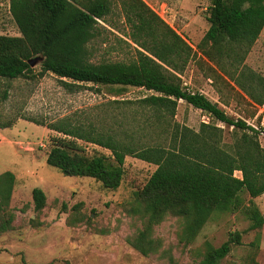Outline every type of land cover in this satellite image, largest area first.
<instances>
[{"label": "trees", "instance_id": "obj_1", "mask_svg": "<svg viewBox=\"0 0 264 264\" xmlns=\"http://www.w3.org/2000/svg\"><path fill=\"white\" fill-rule=\"evenodd\" d=\"M8 5L19 34H0V77L26 76L33 69L28 60L40 55L41 73L69 79L62 80L68 88L88 82L118 93L127 86L152 91L138 99L141 110L148 112L134 128L69 117L48 124L57 134L49 138L46 162L65 175L93 178L114 190L121 183L127 155L156 166L125 207L142 224L126 236L129 246L143 256L157 253L162 240L154 236V227L169 214L182 220L179 239L184 245L216 213L241 209L249 220L248 230L263 227L264 214L253 199L264 193V147L258 138L264 130L228 115L204 94L187 90L179 75L190 59L198 57L220 97L227 91L251 106L263 105L264 76L245 59L264 28V0H210L208 27L195 48L143 0H8ZM114 5L128 27L126 38L115 40L134 53L124 60H94L97 44L107 41L101 22L110 24L107 16ZM179 100L232 127L231 141H224L223 128L215 123L201 122L195 130L171 120ZM143 129L165 137L135 143L134 134ZM85 143L109 152L89 153ZM235 171L241 176H235ZM14 183L13 172L0 173V234L16 229V214L10 207ZM242 191L249 196L248 204ZM31 196L38 213L46 205V194L33 187ZM240 243L239 231H230L217 247L206 242L200 264H217L232 244Z\"/></svg>", "mask_w": 264, "mask_h": 264}, {"label": "rangeland", "instance_id": "obj_2", "mask_svg": "<svg viewBox=\"0 0 264 264\" xmlns=\"http://www.w3.org/2000/svg\"><path fill=\"white\" fill-rule=\"evenodd\" d=\"M143 1L195 48L208 27L206 8L210 0ZM107 18L110 24L101 22L106 27L102 34L107 41L97 44L93 59H127L134 51L115 40L116 36L126 38L124 32L128 31L116 5ZM0 34H19L8 0H0ZM245 62L264 76V28ZM31 67L26 76L0 77V173L8 170L15 175L10 207L16 214V229L0 234V264H200L206 242L217 247L227 240L230 231L241 232V243L232 244L230 252L217 264H264V225L248 230L249 220L241 209L214 214L187 245L179 239L182 220L169 214L154 227V236L162 240L157 253L143 256L129 246L126 236L142 224L125 207L156 166L127 155L121 183L114 190L105 189L93 178L65 175L46 162L49 138L57 134L48 124L69 117L97 125L134 128L148 112L141 110L138 99L152 91L127 86L118 93L111 87L88 82L68 88L62 80L71 82L69 79L41 73L39 62ZM205 67L198 57L190 59L179 75L184 88L204 94L228 115L264 130V104L251 106L227 91L220 97L205 75ZM171 120L195 130L201 122L215 123L223 128L224 141H231L232 127L183 100L178 101ZM163 137L165 134L143 129L134 134L133 141L154 143ZM258 138L264 147V131ZM85 145L89 153L109 152L96 144ZM234 174L241 176L239 171ZM33 187L42 188L47 198L38 213L33 207ZM260 196L253 202L264 214V194ZM241 197L248 204L245 191ZM83 215L90 219L82 221ZM256 238L257 244H251Z\"/></svg>", "mask_w": 264, "mask_h": 264}, {"label": "water", "instance_id": "obj_3", "mask_svg": "<svg viewBox=\"0 0 264 264\" xmlns=\"http://www.w3.org/2000/svg\"><path fill=\"white\" fill-rule=\"evenodd\" d=\"M42 60V56H40V55H38V56H34V57H32V58H30L29 60H28V64L30 65V66H34L36 63H38L39 61H41Z\"/></svg>", "mask_w": 264, "mask_h": 264}, {"label": "crops", "instance_id": "obj_4", "mask_svg": "<svg viewBox=\"0 0 264 264\" xmlns=\"http://www.w3.org/2000/svg\"><path fill=\"white\" fill-rule=\"evenodd\" d=\"M264 194V193H263ZM262 195V194H261ZM258 197H262V196H258ZM263 213V212H262Z\"/></svg>", "mask_w": 264, "mask_h": 264}]
</instances>
